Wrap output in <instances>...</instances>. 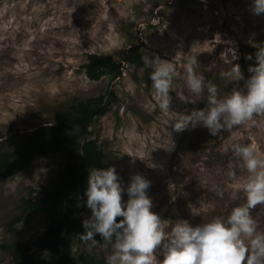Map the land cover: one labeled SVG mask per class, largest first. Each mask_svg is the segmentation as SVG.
<instances>
[{"label":"rangeland","instance_id":"1","mask_svg":"<svg viewBox=\"0 0 264 264\" xmlns=\"http://www.w3.org/2000/svg\"><path fill=\"white\" fill-rule=\"evenodd\" d=\"M252 3L253 0H0L2 138H22L37 126L52 122L56 111L67 109L77 99L112 90L116 101L106 114L94 120L88 136L96 139L104 152L101 168L115 167L125 189L132 175L138 173L146 178L150 182L147 194L152 201L151 211L170 221L167 232L181 219L198 223L226 215L244 199L236 190L237 183L226 175L232 154L222 149L236 136L264 150V116L255 117L259 126H238L216 137L191 122L177 132L173 129L175 121H169L175 113L165 115L153 109L151 69L144 66L142 57L159 56L175 63V90L169 93L172 111L190 114L203 109L206 93L196 97L188 91L184 57L197 56V72L224 94L232 85H226L220 77L230 67L221 53L234 48L238 59L232 63L240 65L247 79L256 56L250 48L264 43V13H253ZM216 34L221 43H212ZM88 54L110 55L122 62L121 77L110 80L104 74L97 80L87 78L83 64ZM248 55L251 60L246 59ZM182 95L192 99L181 100ZM13 142L8 141L4 148ZM66 155L62 150L37 156L29 167L0 182V264H16L10 250L3 247L12 242H25L37 250L35 242L47 226L43 212L14 220L20 216L22 198L39 196L49 180L64 169ZM236 172L238 178L246 175L239 168ZM214 186L224 191L223 198L216 194ZM234 195L239 199L233 200ZM127 198L125 191L122 201ZM77 205L83 222L91 215L84 194ZM189 206L199 216L191 215ZM251 215L264 229V205H257ZM120 219L117 217V221ZM94 238L100 242L95 248L74 241V249H84L105 261L110 249L105 248L99 234ZM156 256L163 260L162 246L157 248Z\"/></svg>","mask_w":264,"mask_h":264},{"label":"clouds","instance_id":"2","mask_svg":"<svg viewBox=\"0 0 264 264\" xmlns=\"http://www.w3.org/2000/svg\"><path fill=\"white\" fill-rule=\"evenodd\" d=\"M251 10L264 13V0H253ZM115 23V21L113 22ZM214 44L221 43L219 34L213 37ZM213 51L210 47L209 52ZM229 54L231 58L229 59ZM230 67L220 77L231 84L230 90L220 94L215 83L197 72V56L184 57L185 83L190 93L200 97L206 93V106L190 114H180L170 109V90H175L176 65L172 60L159 56L142 57L144 66L150 68V91L153 109L162 114L175 113L173 129L193 126L206 128L216 137L222 131H231L238 126H259L255 117L264 116V46L257 49L255 64L249 66L250 76L245 79L238 63L236 49L228 48L221 53ZM251 60L252 56H246ZM243 81V86L240 82ZM181 100H191L180 96ZM231 152L233 160L228 164L227 177L237 183V192L242 193L244 203H237L223 216H213L191 223L181 219L165 229L170 221L151 211L152 201L147 194L150 182L141 174L130 178L126 189L122 186L115 167L89 169L87 177L86 206L91 210L89 218L83 220L85 232L79 238L95 248L100 242L94 237L99 234L105 248V264H264V229L259 227L251 210L264 205V150L255 142H242L231 137L222 149ZM246 175L237 177L236 169ZM127 200L122 201V193ZM216 194L223 198L224 191L214 186ZM233 200L239 199L233 196ZM191 209V215L199 214ZM117 217H122L117 221ZM163 242V244H162ZM163 249V260H157L156 250ZM43 258L50 256L44 250Z\"/></svg>","mask_w":264,"mask_h":264},{"label":"trees","instance_id":"3","mask_svg":"<svg viewBox=\"0 0 264 264\" xmlns=\"http://www.w3.org/2000/svg\"><path fill=\"white\" fill-rule=\"evenodd\" d=\"M250 48L257 52L258 47ZM122 62L112 56L86 55L83 64L87 78L97 80L107 74L110 80L121 77ZM116 101V94L109 90L104 94L87 99H77L65 110L54 113L53 121L37 126L18 136L8 139L0 134V182L29 167L37 156L65 150L67 161L62 171L51 178L37 197H24L20 202L21 213L16 220L42 211L47 221L35 246L25 242H12L3 246L10 250L16 264H105L102 258L84 250H75L73 242L82 244L79 236L84 233L79 216L78 200L87 185L89 169L101 168L104 152L96 139L88 138L94 120L106 114ZM14 140L11 146L5 144ZM11 224H13L11 222ZM44 250L50 253L43 258Z\"/></svg>","mask_w":264,"mask_h":264}]
</instances>
